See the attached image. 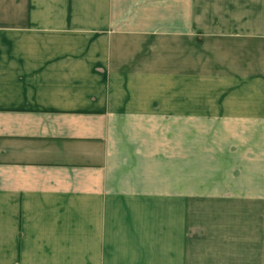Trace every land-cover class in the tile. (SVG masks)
Segmentation results:
<instances>
[{"label": "crops", "instance_id": "1", "mask_svg": "<svg viewBox=\"0 0 264 264\" xmlns=\"http://www.w3.org/2000/svg\"><path fill=\"white\" fill-rule=\"evenodd\" d=\"M199 9L0 0V264H264V0H206L207 39L255 50L252 77L228 71L254 102L200 118ZM199 206L254 222L193 247Z\"/></svg>", "mask_w": 264, "mask_h": 264}, {"label": "rangeland", "instance_id": "2", "mask_svg": "<svg viewBox=\"0 0 264 264\" xmlns=\"http://www.w3.org/2000/svg\"><path fill=\"white\" fill-rule=\"evenodd\" d=\"M206 0H199V16H198V23L199 31L198 35V81H197V95L196 101L198 105L197 112L199 118V114H209L214 115V111H203V107H211L213 106L216 109V104L222 103L221 98L225 95H222L227 91V93L235 88L238 87V83H242L243 80H234L233 78L228 77V71L236 72L235 75H249V77L253 76V66L255 62V50L252 46L245 47L242 45H236L231 42H227V44H215L213 45L212 41L207 39L206 33L204 30L207 29L208 25V17L206 16V9H205ZM250 43V42H247ZM242 44V42L240 43ZM253 83V80L250 81ZM247 87V86H246ZM238 89V91L231 90V95L227 94L224 104L236 105L239 103L242 104H253V92L248 90L243 92L244 89ZM157 99V97H156ZM165 103H168L169 98L168 96L165 98ZM194 101V99L192 100ZM203 106V107H202ZM231 115L236 112H229ZM153 114H157L153 113ZM167 115H171L167 113ZM161 115V114H159ZM173 118V117H172ZM171 118V119H172ZM156 130V129H154ZM198 131V139L197 140H204L207 132L209 129L207 127H199L197 128ZM207 138V137H206ZM197 178L199 184L204 185L209 175L206 174L207 168L210 167L213 163L215 165L218 161H206V160H198L197 161ZM222 161H219L221 163ZM248 163V161H247ZM250 165H247V170H252V161H249ZM184 160H183V172L184 169ZM252 179L253 177H249ZM248 180V177H247ZM202 193H199V196ZM199 200L201 199L199 197ZM207 201H202L201 203L205 204ZM182 209V215L184 217ZM190 211V219L189 225L191 226V231L189 237H191L193 241V247L202 248L207 247L208 244L211 246L213 241L212 237L214 238L217 236L219 238V242L221 240V234H223V228L229 227L228 223L232 222L231 217H237L238 211H246V222L250 227L251 224L254 222V213L255 208L253 207H246L244 209L238 208H222V207H206V206H199L197 208L187 209ZM237 220H235L236 222ZM237 227V224H234ZM227 232V231H226ZM232 235V234H231ZM216 238V239H218ZM209 239V240H208ZM225 242V240H221L220 244Z\"/></svg>", "mask_w": 264, "mask_h": 264}]
</instances>
